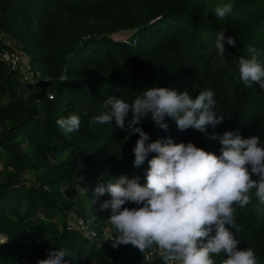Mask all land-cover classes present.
<instances>
[{"label": "trees", "instance_id": "trees-1", "mask_svg": "<svg viewBox=\"0 0 264 264\" xmlns=\"http://www.w3.org/2000/svg\"><path fill=\"white\" fill-rule=\"evenodd\" d=\"M225 3L233 10L220 19L214 9ZM221 30L224 57L216 46ZM130 32L134 43L126 38ZM0 34L37 68L39 84L53 94L31 92L0 59V235L7 241L0 244V264H36L48 249L65 250L67 264H164L155 246L143 253L130 244L114 248L110 211L99 208L110 194L92 201L97 184L121 174L146 182L147 160L139 168L132 163L138 133L115 121L97 123L95 131L88 126L106 111L110 95L131 103L153 85L186 91L193 99L211 90L215 111L225 119L208 126V133L254 135L264 146V89L246 86L238 72L240 56L255 55L264 66V0H0ZM229 36L235 46L228 45ZM11 47L0 39V51ZM69 113L81 117V127L65 134L56 121ZM130 118L129 112L126 123ZM165 122L167 130L151 117L139 126L150 140L171 137L221 154L218 140L191 128L181 131L170 117ZM250 196L245 208L233 206L236 226L226 227L239 248H252L257 264H264V204L255 189ZM77 219L85 232L74 226ZM212 258L220 264L226 256Z\"/></svg>", "mask_w": 264, "mask_h": 264}, {"label": "clouds", "instance_id": "clouds-1", "mask_svg": "<svg viewBox=\"0 0 264 264\" xmlns=\"http://www.w3.org/2000/svg\"><path fill=\"white\" fill-rule=\"evenodd\" d=\"M232 10L233 5L225 3L216 6L214 12L223 19ZM224 31L217 33L216 46L221 57ZM226 39L228 45L235 46L236 40L231 36ZM249 51L254 53L255 49L250 46ZM238 72L239 80L246 86L255 83L264 89V66L255 55L240 56ZM215 107L211 90H202L193 99L186 91L178 93L174 88L153 85L131 103L110 95L105 102L106 111L88 122L93 131L97 123L115 121L127 133H138L132 163L136 168L146 160L148 163L144 184L139 182V176L128 178L121 174L93 189L94 204L105 192L110 194L99 208L110 211L107 219L114 229V248L130 244L143 253L155 246L161 250L164 264H216L212 257L220 253L226 256L220 264H257L254 250L239 248L240 241L226 225L236 226L233 206L243 209L250 204V190L255 189L256 197L264 204V146L254 135L242 138L231 130L208 133V126L215 128L225 119L217 115ZM129 112L131 118L126 123ZM166 116L181 131L191 128L218 140L221 154L192 142L173 143L171 137L150 140L139 126L143 118L151 117L156 127L167 130ZM56 124L63 133H72L80 129L81 117L69 113L58 118ZM149 153L155 155L149 159ZM251 174L258 179H252ZM128 202L140 207H124ZM47 252V258L37 264H67L63 259L68 255L65 250Z\"/></svg>", "mask_w": 264, "mask_h": 264}, {"label": "built area", "instance_id": "built-area-1", "mask_svg": "<svg viewBox=\"0 0 264 264\" xmlns=\"http://www.w3.org/2000/svg\"><path fill=\"white\" fill-rule=\"evenodd\" d=\"M0 39L10 45V41L0 34ZM128 42L127 40H125ZM130 43L135 42V38H132ZM0 59L5 62L10 69L16 71L19 76L22 78V80L28 84L29 89L31 92L38 94L40 92L46 91L47 97L52 98L53 94L47 92L39 83L42 80L39 71L36 67L32 66L28 60H24L21 52L19 49L15 46L11 47L10 49H4L0 51ZM33 81H36L35 83H32ZM74 226L79 228L82 232L86 231V226L84 225L83 221L81 219H77L74 223ZM154 253L156 254H162L161 250H159L157 247L154 249Z\"/></svg>", "mask_w": 264, "mask_h": 264}, {"label": "rangeland", "instance_id": "rangeland-1", "mask_svg": "<svg viewBox=\"0 0 264 264\" xmlns=\"http://www.w3.org/2000/svg\"><path fill=\"white\" fill-rule=\"evenodd\" d=\"M126 38H128L129 40L131 39V38H135L134 36H133V33L132 32H130V33H128L127 34V37ZM27 58V57H26ZM45 90H48L46 87H43ZM48 92V91H47ZM27 93V92H26ZM50 93V92H49ZM26 176L27 177H30V178H32V176L30 175V174H26ZM105 232H107V235H109V228H105ZM3 237L0 235V241H3ZM41 259H45V255H43L39 260H41ZM37 264V263H36ZM85 264H95L94 262H89V263H85Z\"/></svg>", "mask_w": 264, "mask_h": 264}]
</instances>
